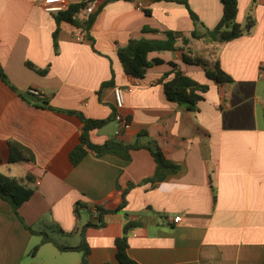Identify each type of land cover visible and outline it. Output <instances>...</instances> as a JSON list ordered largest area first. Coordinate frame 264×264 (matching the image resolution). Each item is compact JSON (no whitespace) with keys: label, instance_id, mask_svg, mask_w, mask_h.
Listing matches in <instances>:
<instances>
[{"label":"crops","instance_id":"crops-1","mask_svg":"<svg viewBox=\"0 0 264 264\" xmlns=\"http://www.w3.org/2000/svg\"><path fill=\"white\" fill-rule=\"evenodd\" d=\"M44 1L0 0V68L13 88L0 79V173L34 192L18 210L23 222L0 199V264H29L42 253L51 254L55 264H79L80 253H60L51 244L34 254L40 237L24 225L75 247L79 230L92 220L89 209L119 203L116 184L138 185L154 175L156 164L145 149L133 151L128 162L91 151L75 167L69 161L82 123L55 110L106 120L114 110L115 87L124 91L130 129L115 137L110 122L90 132L91 142L133 143L144 131L179 171L155 185L136 186L124 211L108 215L105 227L86 230L89 264H119L114 242L128 221L141 223L127 240V255L137 264H262L264 0H236V22L243 27L250 18L254 25L250 33L222 44L190 38L195 27L180 3L185 1L211 30L222 17L219 0H99L101 10L88 32L60 23L57 53L55 13L45 11ZM78 2L66 0L67 5ZM197 30L203 32L200 26ZM166 31L187 38L185 45L178 41L183 50L149 53L148 60L162 63L141 79L126 75L118 48L140 38L162 40ZM182 54L218 59L233 83L208 80L200 66L184 63ZM175 72L208 86L196 111L167 101L161 79L169 75V81ZM30 89L51 109L29 97ZM11 143L28 149L33 161L18 156L13 161ZM78 202L88 207L80 208L87 221L82 212L74 217Z\"/></svg>","mask_w":264,"mask_h":264},{"label":"trees","instance_id":"trees-1","mask_svg":"<svg viewBox=\"0 0 264 264\" xmlns=\"http://www.w3.org/2000/svg\"><path fill=\"white\" fill-rule=\"evenodd\" d=\"M92 1L94 0H79L78 3L68 5L66 10L55 13L54 19L57 24V28L53 33V46L56 53L58 48V34L60 31L59 25L61 22L69 23L74 27L83 30L84 32H88L90 30L99 11L101 10V7H99L94 13L86 16V10ZM219 1L222 5V17L218 24L211 30L205 28L203 24L200 23L198 17L189 9L185 1L180 2L187 8L190 19L192 20L195 27V30L189 35L190 38L204 39L209 43L222 44L250 33L254 25V22L250 18L247 19V22L243 27H241L236 22V0ZM198 26L203 29V32H199L197 30ZM144 32L157 33L156 31L149 29H144ZM163 34L164 39L162 40H149L140 38L137 40H131L129 44L124 48H118V59L126 75L134 79L143 78L148 68L162 63V61L159 59L148 60L149 53L182 51L183 49L181 48V46H178V41H181L183 45L187 43V38L182 33L166 31ZM182 61L186 64L200 66L204 70L206 78L218 85L229 86L233 83V79L222 70L218 59L211 58L209 60H194L186 56L185 54H182ZM39 73L45 74L46 71H42V73ZM168 76L169 75H164V77L161 79L167 101L184 106L190 112L196 111L197 103L203 100V94L208 91V86L199 84L180 72H175L174 77L171 80L165 81ZM0 79L5 84L9 85V82L7 81L1 68ZM10 88L12 87L10 86ZM28 96L35 97L30 94H28ZM37 100L42 104V106H48V102L46 99H40L39 97H37ZM48 108L50 107L48 106ZM55 111L77 116L82 123L79 143L69 153V161L72 166H77L86 157L89 151L93 152L95 156L99 158L109 155L128 162L131 160V153L133 151L141 149L147 150L151 154L156 164L154 175L143 180L138 185L127 183L126 187L122 188L121 186H119V184H116V191L119 194L120 201L115 208L110 209L106 208L104 205H96L92 210L89 209L90 212H95L96 214L94 215L92 213V220H89L79 230L80 243L75 247H68L58 244L47 233L35 231L30 227L24 225L31 234L40 237L38 245L35 246V248L32 250L34 254L40 247L51 244L60 253H80L81 258L79 264H89L90 248L85 239L86 230L88 228H103L106 225L105 219L108 215H114L124 211L128 204V194L133 188L145 184L155 185L157 183H160L169 175L177 173L179 171V167L173 165L164 157L156 142L148 138L147 133L144 131L138 134L136 140L133 143H124L116 139L108 140L102 145L92 143L90 140V132L96 129H101L108 123L113 122L114 110L112 115L106 120L87 119L82 114L74 111ZM141 139H146L147 142L143 144L141 142ZM10 147L12 152L11 159L13 161L17 156L19 157V159H23L28 162L33 161V155L28 149L14 143H11ZM33 193L34 192L31 188L23 185L20 181L14 178L7 177L0 173V199L10 205L15 217L21 222H23V220L19 216L18 210L24 203L31 199ZM80 208L88 209L85 204H82L80 202L76 203L74 208V217L76 219H78ZM140 225L141 223L139 221L126 222L122 229V236L118 237L115 240L114 245L116 248V259L119 264H137L127 255V240L130 231L139 227ZM57 230L61 232L59 228H57ZM262 264H264V260Z\"/></svg>","mask_w":264,"mask_h":264},{"label":"built area","instance_id":"built-area-1","mask_svg":"<svg viewBox=\"0 0 264 264\" xmlns=\"http://www.w3.org/2000/svg\"><path fill=\"white\" fill-rule=\"evenodd\" d=\"M138 1V0H132ZM101 6L99 0L92 1L87 10L86 16L94 13ZM68 7L66 0H45L44 9L48 13H57L66 10ZM261 67H264V62L261 63ZM113 100H114V118L113 123L115 125V137L122 136L130 129L131 122L129 117L124 112V91L118 87L113 88ZM30 95L39 97L37 90L30 89L28 92ZM95 215L96 213L93 212ZM179 218H175L174 222H178Z\"/></svg>","mask_w":264,"mask_h":264},{"label":"rangeland","instance_id":"rangeland-1","mask_svg":"<svg viewBox=\"0 0 264 264\" xmlns=\"http://www.w3.org/2000/svg\"><path fill=\"white\" fill-rule=\"evenodd\" d=\"M79 212H82L84 214L83 215L84 221H87L89 219L88 213H85L81 209L79 210ZM47 231L51 236L55 237V235H56L55 233H51V231H49V229ZM55 238L57 239V241H60V240H58V237H55ZM59 243H61V242H59ZM70 243H76V242H70ZM61 244H63V243H61ZM51 250H53V249H51ZM69 256H72V255H69ZM28 262H29V264H55L56 263V261L52 258V255L48 254V253H42L40 255V257H38L35 261L31 262V259H29Z\"/></svg>","mask_w":264,"mask_h":264}]
</instances>
